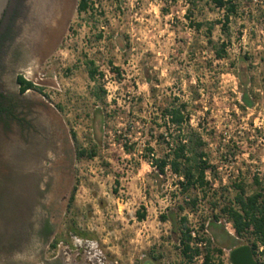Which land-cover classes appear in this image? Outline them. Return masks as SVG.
I'll return each instance as SVG.
<instances>
[{
  "label": "rangeland",
  "instance_id": "374dc122",
  "mask_svg": "<svg viewBox=\"0 0 264 264\" xmlns=\"http://www.w3.org/2000/svg\"><path fill=\"white\" fill-rule=\"evenodd\" d=\"M233 1L237 11L226 27L228 12L213 0H91L89 11L77 7L69 38L42 68L44 78L62 86L20 72L44 88L49 104H58L78 143L97 150L95 157L79 158L76 148L75 180L63 183V194H43V205L37 203L30 227L23 228L20 258L184 264L183 217L212 248H223V264H231L234 245L252 242L237 237L222 208L234 201L235 183L247 195L258 190L256 176L264 185V0ZM222 42L227 47L220 59L215 48ZM90 61L103 75L91 77ZM245 92L253 106L245 105ZM182 102L189 125L171 133L201 138L215 166L196 207L177 175L170 169L158 175L150 163L170 151L174 138L166 134L163 110Z\"/></svg>",
  "mask_w": 264,
  "mask_h": 264
},
{
  "label": "water",
  "instance_id": "95a60500",
  "mask_svg": "<svg viewBox=\"0 0 264 264\" xmlns=\"http://www.w3.org/2000/svg\"><path fill=\"white\" fill-rule=\"evenodd\" d=\"M25 1L14 0L10 6L11 0H0V26L8 11L0 33L8 34L0 43V93L10 109L0 112V264H39L20 258L23 228L30 227L37 203L43 205V194H63V183L76 175L70 123L58 104H49L45 92L31 89L21 94L16 78L30 72L34 81L62 86L44 78L42 68L49 55H58L63 38H69L79 0H28L34 9L47 12L43 17L51 18L45 30L31 34L38 54L27 48L12 20L21 15ZM229 257L231 264H264L250 244L233 247Z\"/></svg>",
  "mask_w": 264,
  "mask_h": 264
},
{
  "label": "trees",
  "instance_id": "16d2710c",
  "mask_svg": "<svg viewBox=\"0 0 264 264\" xmlns=\"http://www.w3.org/2000/svg\"><path fill=\"white\" fill-rule=\"evenodd\" d=\"M219 7L224 8L228 13L226 15V21L223 26L227 27L229 22V13H235L237 11V4L233 0H213ZM91 0H80L78 3L79 12H87L90 10ZM212 43L213 40L210 39ZM227 43L222 42L220 47L215 48L216 56L218 58H224L226 55ZM89 73L91 77L95 78L97 74L103 75L95 67V62L90 61ZM17 82L20 84V91L26 92L28 89H34L40 93H44L42 86L36 85L33 81L28 80L23 74H19ZM103 91V89H102ZM244 103L246 106H253L254 101L251 100L247 92L243 95ZM6 107L0 110H6ZM162 118L164 120V127L166 134L171 135V130L174 128L179 131V134L184 131V128L189 125L190 116L187 112V104L182 102L180 104L171 105L166 107L162 112ZM178 136L172 138V142L168 141L170 151L161 157H154L151 159V165L158 175H166L168 169L179 177V185L182 191L187 194L189 199L188 203L192 207H196L199 199V191L206 192V188L209 184L208 170H215V166H212L208 159V153L203 149V142L201 138L195 140L188 139L187 136ZM165 137V134L162 135ZM72 138L75 141L77 148V155L79 158L83 157H95L97 155L96 146L89 148L82 147L77 140V135L72 132ZM255 183L258 188L252 194L247 195L245 187L242 183H235V187L238 189L235 195L234 201L225 204L222 208L224 214L232 221L237 237L253 238L250 245L252 246L254 255L257 256L256 249L259 243H264V185L260 181L259 177H255ZM195 191V195L192 192ZM77 192V185H74L72 193L69 199L68 207L70 208L75 200ZM146 213L139 212V218L145 219ZM164 219L169 217L163 216ZM219 216H215L218 220ZM180 249L185 259L184 264H223V260L218 256L223 253V248H212V241L210 238L200 236V230L195 233V230L187 223V218H182V225L180 227ZM58 240L52 242V247H56ZM239 245V244H238ZM237 246L234 245L233 247ZM202 257L200 263H197V259Z\"/></svg>",
  "mask_w": 264,
  "mask_h": 264
},
{
  "label": "flooded vegetation",
  "instance_id": "af4514ba",
  "mask_svg": "<svg viewBox=\"0 0 264 264\" xmlns=\"http://www.w3.org/2000/svg\"><path fill=\"white\" fill-rule=\"evenodd\" d=\"M26 0L23 5L21 6V15L17 16V14L12 18V20L15 23V31H17V34L22 35L23 40L26 42L27 44V48H29L31 50V52H35L34 49V43L36 41V38L33 36H31V34H33L34 31H38V33H40V31L42 32V30H45L47 28V26H49V21H51V18L48 17H43V15L47 12H44L40 9L36 10L32 7V5L29 3V1ZM14 0H11L10 6L13 4ZM9 6V8H10ZM8 8V10H9ZM8 13V11H7ZM7 13L3 19V22L0 26V33L1 30H3L5 22L7 21ZM4 35V34H3ZM3 35L0 34V43L3 39ZM8 36L7 32L5 33L4 37ZM56 44V42H55ZM54 46V44L52 45ZM52 46L50 48H52ZM38 54V53H37ZM22 74V73H19ZM18 74V75H19ZM17 75V77H18ZM24 75V74H23ZM25 76V75H24ZM17 80V78H16ZM18 83V82H17ZM19 85V90H20V84ZM29 90L28 89L26 92L22 93L20 91L21 94H25L27 93ZM0 107L3 108L4 103H3V98H2V94L0 93ZM9 108H7L6 110L2 111L0 110V112H6ZM10 110V109H9ZM47 224V223H46Z\"/></svg>",
  "mask_w": 264,
  "mask_h": 264
},
{
  "label": "built area",
  "instance_id": "2783aa9c",
  "mask_svg": "<svg viewBox=\"0 0 264 264\" xmlns=\"http://www.w3.org/2000/svg\"><path fill=\"white\" fill-rule=\"evenodd\" d=\"M257 252V256H259V260L260 262L264 263V243H259L258 248L256 249Z\"/></svg>",
  "mask_w": 264,
  "mask_h": 264
}]
</instances>
